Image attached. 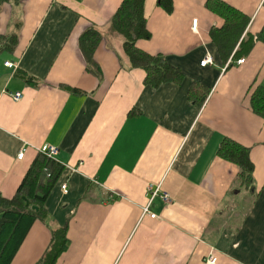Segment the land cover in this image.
Instances as JSON below:
<instances>
[{
	"label": "crops",
	"instance_id": "obj_1",
	"mask_svg": "<svg viewBox=\"0 0 264 264\" xmlns=\"http://www.w3.org/2000/svg\"><path fill=\"white\" fill-rule=\"evenodd\" d=\"M122 1L0 4L3 42L16 36L14 48L0 44V194L15 195L43 144L59 148L65 167L45 204L47 222L32 224L11 264H36L52 228L67 221L69 246L55 264H206L211 253L216 264H264V119L250 104L264 86V41L256 38L264 0H224L250 17L246 32L255 36L245 62L231 67L232 55L224 63L210 35L224 20L207 0H173L171 12L145 0L152 36L137 46L185 74L159 86L129 68L120 36L98 44L96 70L86 63L80 36L92 25L104 32ZM206 56L212 62L202 65ZM194 81L209 93L194 98ZM132 108L139 113L129 115ZM224 138L250 147V184L218 155ZM150 186L159 188L156 218L144 214Z\"/></svg>",
	"mask_w": 264,
	"mask_h": 264
},
{
	"label": "trees",
	"instance_id": "obj_2",
	"mask_svg": "<svg viewBox=\"0 0 264 264\" xmlns=\"http://www.w3.org/2000/svg\"><path fill=\"white\" fill-rule=\"evenodd\" d=\"M5 1L7 0H0V4ZM157 4L167 12L173 10V0H157ZM144 6L145 0H123L104 32L93 25L88 27L79 39L86 63L91 70H96L93 54L98 44L105 35L120 36L123 39V52L129 68L143 69L146 73L145 84L159 86L169 81L180 82L184 78V72L170 63L166 55L151 54L137 46L138 40L150 39L152 36L147 27ZM206 6L224 20L221 27H212L210 35L224 63L232 55V62L228 65L231 67L234 61L245 55L253 45L255 36L246 32L250 17L224 0H207ZM15 37L13 35L11 40L4 43V36L0 35V44L14 48ZM256 38L264 41V27ZM23 77L28 83L33 84V78L27 75ZM199 89H203L199 97L207 95L210 90L200 82L194 81L190 87V94L196 99ZM250 104L252 110L264 119V86L259 85L251 92ZM135 113L139 111L132 108L129 115ZM217 153L221 158L236 164L245 183L252 182L254 164L250 158V147L230 138H224ZM64 168V164L56 158L48 157L38 151L15 195L6 198L0 194V264H11L37 219L47 222L48 212L45 204ZM27 201L29 206H26ZM32 206H37L38 210L33 209ZM67 233L68 221L63 226L52 228L50 245L36 264H55L68 249Z\"/></svg>",
	"mask_w": 264,
	"mask_h": 264
},
{
	"label": "built area",
	"instance_id": "obj_3",
	"mask_svg": "<svg viewBox=\"0 0 264 264\" xmlns=\"http://www.w3.org/2000/svg\"><path fill=\"white\" fill-rule=\"evenodd\" d=\"M197 21H198L197 19H194V21H193V25L192 26H193L194 29H196V27H197ZM245 60H246L245 58H239L236 62L238 64H243L245 62ZM211 62H212V57L211 56H206L205 59L201 61V64L202 65H206V64L211 63ZM229 64H230V61L227 63V66ZM5 65L9 66V67H15V63L10 62V61H6ZM12 96H13V98L15 100H18V99H21L22 94L17 92L15 94H12ZM38 151L43 153V154H45L48 157L56 158V155L59 152V148L56 145H54V144H48L47 143V144H43L42 146H40L38 148ZM25 153H26V146L23 147L20 150V152L18 154V158L19 159H23L24 156H25ZM62 190H64V192H67V186L65 184L62 185ZM149 193L151 194L150 195V201H149V205L144 208V214H147V215H149L152 218H156L157 217L156 213L152 212L150 207H151V203L153 202V199L159 193V188H154L153 186H150L149 187ZM160 195H161V197L163 198L164 201H166V202L170 201L169 194L162 193ZM216 263H217V256L215 254L211 253L206 259V264H216Z\"/></svg>",
	"mask_w": 264,
	"mask_h": 264
},
{
	"label": "water",
	"instance_id": "obj_4",
	"mask_svg": "<svg viewBox=\"0 0 264 264\" xmlns=\"http://www.w3.org/2000/svg\"><path fill=\"white\" fill-rule=\"evenodd\" d=\"M26 206H29V202L28 201L26 202ZM32 208L35 209V210H38L37 206H32Z\"/></svg>",
	"mask_w": 264,
	"mask_h": 264
},
{
	"label": "rangeland",
	"instance_id": "obj_5",
	"mask_svg": "<svg viewBox=\"0 0 264 264\" xmlns=\"http://www.w3.org/2000/svg\"><path fill=\"white\" fill-rule=\"evenodd\" d=\"M121 44H122V42H121Z\"/></svg>",
	"mask_w": 264,
	"mask_h": 264
}]
</instances>
